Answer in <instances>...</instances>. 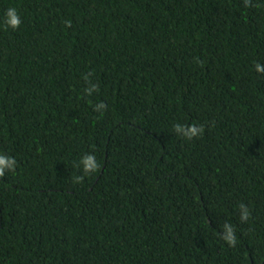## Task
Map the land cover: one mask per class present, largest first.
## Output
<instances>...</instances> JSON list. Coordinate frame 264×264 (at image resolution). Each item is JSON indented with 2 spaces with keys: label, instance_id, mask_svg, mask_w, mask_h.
I'll return each instance as SVG.
<instances>
[{
  "label": "trees",
  "instance_id": "trees-1",
  "mask_svg": "<svg viewBox=\"0 0 264 264\" xmlns=\"http://www.w3.org/2000/svg\"><path fill=\"white\" fill-rule=\"evenodd\" d=\"M257 62L264 0H0V264H264Z\"/></svg>",
  "mask_w": 264,
  "mask_h": 264
},
{
  "label": "clouds",
  "instance_id": "clouds-1",
  "mask_svg": "<svg viewBox=\"0 0 264 264\" xmlns=\"http://www.w3.org/2000/svg\"><path fill=\"white\" fill-rule=\"evenodd\" d=\"M6 19L8 26L13 30L17 29L21 24V17L15 7H10L7 9ZM255 71L257 73H264V64L257 62L255 64ZM95 89H96V85H92V87L88 88L86 91L89 94H91ZM104 107L105 106L103 103L96 105L97 110H101ZM175 132L178 135H182L183 137L192 139L193 137L202 134L203 127L197 124H192L186 127L185 125L178 123L175 125ZM16 163L17 162L13 156L0 153V176L5 175L6 172L13 171L16 167ZM79 166H82L83 172L87 174L89 172L95 171L99 167V164L96 160V157L93 154L87 153L80 158ZM82 179L83 176L76 177L77 181H80ZM240 208H241L240 220L241 221L247 220L250 215L248 208L244 205H241ZM223 239L229 245H234L236 243L235 230L230 223H225L224 225Z\"/></svg>",
  "mask_w": 264,
  "mask_h": 264
}]
</instances>
